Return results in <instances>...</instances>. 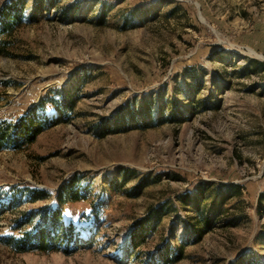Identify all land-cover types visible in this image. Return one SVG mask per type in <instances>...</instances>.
Here are the masks:
<instances>
[{
  "label": "rangeland",
  "instance_id": "rangeland-1",
  "mask_svg": "<svg viewBox=\"0 0 264 264\" xmlns=\"http://www.w3.org/2000/svg\"><path fill=\"white\" fill-rule=\"evenodd\" d=\"M24 15L1 36L0 122L54 121L0 150V264H264V0H27ZM54 210L64 234L19 249Z\"/></svg>",
  "mask_w": 264,
  "mask_h": 264
},
{
  "label": "trees",
  "instance_id": "trees-1",
  "mask_svg": "<svg viewBox=\"0 0 264 264\" xmlns=\"http://www.w3.org/2000/svg\"><path fill=\"white\" fill-rule=\"evenodd\" d=\"M26 3L27 0H14L10 5L0 10V53L5 51V40L1 38V36L10 35L17 27L26 23L27 18L24 15ZM253 62L264 65L263 62L257 60H253ZM60 111L63 112V110ZM43 112L45 113V110H43ZM53 121V116H47L38 120L29 116H24L19 118L16 122H0V150L5 147L20 148L24 145L31 144L40 132L51 126V122ZM121 177H123L122 174ZM223 187L226 189L234 188L236 193L240 192L239 186L235 184H223ZM24 191L25 190L14 191L13 196L20 197L21 195L22 197V192ZM38 193H40V191L37 189H28L23 193V196H30L31 200H33L36 196L40 195ZM42 195L43 193L39 197H43ZM75 197L78 199L77 197L79 196ZM179 200L186 206L191 202V197L189 194H183L179 196ZM157 212H159V209L152 211L150 217L156 215ZM59 215L58 210L52 211V222L49 225L26 231L22 233V235L12 238V241L16 243L19 249L37 248L48 250L53 243L57 241L60 233H63L65 230L60 223ZM198 215V218L195 219L196 221L194 220L195 222L192 226L195 227V230L197 229L200 233H203L210 226V221L206 216H203L202 210L198 211ZM158 216L160 215L158 214Z\"/></svg>",
  "mask_w": 264,
  "mask_h": 264
},
{
  "label": "water",
  "instance_id": "water-1",
  "mask_svg": "<svg viewBox=\"0 0 264 264\" xmlns=\"http://www.w3.org/2000/svg\"><path fill=\"white\" fill-rule=\"evenodd\" d=\"M259 57H261V56H259ZM261 59H264V57H261Z\"/></svg>",
  "mask_w": 264,
  "mask_h": 264
}]
</instances>
